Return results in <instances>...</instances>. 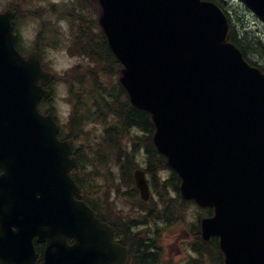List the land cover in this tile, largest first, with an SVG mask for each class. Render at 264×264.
I'll list each match as a JSON object with an SVG mask.
<instances>
[{
	"label": "water",
	"instance_id": "1",
	"mask_svg": "<svg viewBox=\"0 0 264 264\" xmlns=\"http://www.w3.org/2000/svg\"><path fill=\"white\" fill-rule=\"evenodd\" d=\"M264 21V0H243ZM100 25L124 68L131 102L152 114L155 144L182 178L185 198L211 206L205 239L220 236L225 264H264V72L228 39L229 21L209 0H99ZM0 13V262L128 264L70 175V140L38 103L52 74L39 53L15 47ZM143 199L145 172H135ZM73 238L74 242L69 243Z\"/></svg>",
	"mask_w": 264,
	"mask_h": 264
},
{
	"label": "trees",
	"instance_id": "2",
	"mask_svg": "<svg viewBox=\"0 0 264 264\" xmlns=\"http://www.w3.org/2000/svg\"><path fill=\"white\" fill-rule=\"evenodd\" d=\"M213 1L225 9L223 0ZM81 2H90V7L73 9L80 21L68 50L72 55L91 59L92 64H79L62 78L69 84L74 99L66 136L77 141L89 122L103 123L104 131L95 139L86 134L84 143L76 149L82 158L79 156L81 167L75 179L82 188L81 198L97 211L102 220L117 229V237L129 247L131 264H162L157 243L158 229L154 235H149L143 230L136 231L134 227L153 220L156 223L158 220L178 222L187 215L194 202L181 196L180 178L175 172H171V176L166 179L160 176V171L169 169V166L154 145L155 127L151 115L134 107L119 83L121 64L111 51L96 17L90 15L93 10L95 14L99 11L98 4L93 0ZM230 19V40L242 50L248 61L264 70V41L255 32L237 27ZM253 56L262 60H255ZM47 110L53 112L52 108ZM87 152L91 153L90 158ZM139 152L145 155L146 171L151 177L156 197L150 204L140 201L139 207L146 216L129 218L112 200L113 190L123 196L138 198L133 172L139 165ZM88 164L93 166L91 171L87 170ZM113 166L119 168L118 174L112 169ZM103 167H107L104 182L101 181ZM197 212L198 220L191 227L195 237L194 251L198 258L193 259L192 264H222L218 239L204 242L200 234L199 219L211 215L213 210L198 207Z\"/></svg>",
	"mask_w": 264,
	"mask_h": 264
},
{
	"label": "rangeland",
	"instance_id": "3",
	"mask_svg": "<svg viewBox=\"0 0 264 264\" xmlns=\"http://www.w3.org/2000/svg\"><path fill=\"white\" fill-rule=\"evenodd\" d=\"M53 2L60 3L53 11L49 12L51 5L54 4ZM65 2L66 5L62 6ZM79 2L80 0H0V11L13 8L19 12L16 19V27L21 35L22 41L20 45L26 52H30L38 47L37 49L42 53V59L48 68L58 74H62L66 69L76 65L79 61L86 64L88 62L85 58L71 55L67 48L74 36V25L71 22L78 23L75 16L71 17L69 13L74 7L78 8ZM224 5L231 11L232 21L237 27L255 32L264 41V22L241 0H224ZM94 14L92 13V15ZM40 33L42 38L39 40L37 36ZM253 58L258 61L262 60L258 56H253ZM53 86L57 93L53 107L56 109L61 124H66L71 111V101L69 98H72L69 94L68 83L58 80ZM102 124H86L83 129L84 132L79 134L80 142L77 144H80L81 140H84L83 138L86 134L94 139L95 136H100L104 131ZM138 157L139 161L144 165V156L141 154ZM116 168L117 166L112 167V169ZM161 175L167 176L168 172L162 171ZM114 200H116L117 206L124 213L140 216L135 211L137 208L132 207L126 201L132 202V198L129 195H126L125 199L123 195H120L119 198ZM197 215V210L191 207L186 218L172 226L159 222L156 226L152 224L143 228L145 233H154L158 227L160 244L163 249L162 264H187L190 253H193L190 247L192 236L187 225L188 221L196 219Z\"/></svg>",
	"mask_w": 264,
	"mask_h": 264
}]
</instances>
